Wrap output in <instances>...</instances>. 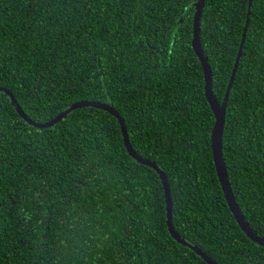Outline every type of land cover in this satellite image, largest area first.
Returning <instances> with one entry per match:
<instances>
[{"label":"trees","instance_id":"obj_1","mask_svg":"<svg viewBox=\"0 0 264 264\" xmlns=\"http://www.w3.org/2000/svg\"><path fill=\"white\" fill-rule=\"evenodd\" d=\"M196 0H0V86L44 122L111 104L134 151L167 176L172 224L219 264H264L230 212L212 158L214 114L192 47ZM200 42L235 201L264 237V0H203ZM0 264H207L166 226L156 171L95 107L36 128L0 91Z\"/></svg>","mask_w":264,"mask_h":264},{"label":"water","instance_id":"obj_2","mask_svg":"<svg viewBox=\"0 0 264 264\" xmlns=\"http://www.w3.org/2000/svg\"><path fill=\"white\" fill-rule=\"evenodd\" d=\"M251 0H249V5H250ZM204 1L203 0H196L193 3L194 6V13H193V20H192V26H193V31H192V47L193 50L200 61V64L202 66V71H203V78H204V95L205 98L214 114V124L211 130L210 134V145H211V152H212V158L214 162V167L216 170V175L218 178V181L220 183L221 190L223 192V196L225 199V202L232 213L235 221L241 228V230L254 242L260 244L261 246H264V237L258 235L253 229L250 227L248 222L245 220L242 211L240 210L238 204L235 201V197L233 195L231 185L229 183L227 171H226V166L224 162V158L222 155V135H223V127H224V119H225V108L227 104V99L229 95V91L232 85V81L235 75L237 63L241 54V49H242V42L244 40V36L248 27L249 23V10L247 11L246 15V21L245 25L243 28V33H242V39L239 45L238 53L236 56V60L234 63V67L231 72V76L229 78L227 88L225 90V94L222 100V103L219 104L215 95L213 94L212 91V72H211V67L208 62L207 57L204 54V51L201 46L200 42V18L202 14V8H203ZM0 91H2L5 95H7L10 99L11 104L14 106L16 112L19 114V116L29 125H32L36 128H45L54 125L61 119L65 118L66 115L71 112L72 110L76 108H81V107H95L99 108L102 110H105L112 114L118 121L120 125V129L122 132V137H123V143L125 146L126 151L128 154L134 158L137 162L147 165L151 168H153L156 173L159 176V179L162 184V189L164 192V198H165V212H166V226L167 230L170 233V235L179 243L190 247L193 249L207 264H219L215 260H213L209 255H207L201 248H199L196 245L188 243L183 237H181L178 232L173 227L172 224V199H171V193H170V188L169 184L167 181V176L163 172L161 168L157 166V164L152 161L149 158H144L141 155L137 154L134 149L132 148L126 125L124 122L123 117L119 114V112L111 105L107 104L105 102H99L95 100H79L73 102L70 106L66 107L65 109L61 110L56 116L53 118L46 120L44 122H38L33 119H31L27 114L24 113L22 108L19 106L17 103L16 99L14 98L13 94L9 89L6 87L0 86Z\"/></svg>","mask_w":264,"mask_h":264}]
</instances>
